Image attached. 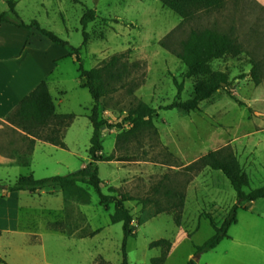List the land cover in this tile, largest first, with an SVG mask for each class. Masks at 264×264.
Here are the masks:
<instances>
[{
	"label": "rangeland",
	"instance_id": "rangeland-1",
	"mask_svg": "<svg viewBox=\"0 0 264 264\" xmlns=\"http://www.w3.org/2000/svg\"><path fill=\"white\" fill-rule=\"evenodd\" d=\"M13 1L22 20H37L43 28L80 48L86 70L122 55L120 65L112 72L119 74L125 65L126 74L121 81L110 82L125 85L100 100L101 118L110 124L121 123L141 101L155 108L171 103L178 94L174 77L184 85L180 99L185 101L197 95L212 73L227 76L228 85L203 101L198 110L190 114L177 109L159 110L155 118L158 135L145 131L123 139L113 150L122 130L105 127L103 154L108 156L113 151L119 159L114 161L125 169L119 173L111 162L101 161L99 176L105 194H111L108 188L115 186L137 198L127 203L135 218V234L127 241L128 264H150L152 258L162 254L161 247L151 248L150 243L161 238L172 243L164 264H187L191 259L197 264H264V198L254 201L248 210H238L230 238L197 255V246L215 234L237 202V194L222 171L188 167L208 152L229 146L249 177L246 189L264 185V0H223L220 10L201 11L188 20L161 0ZM88 9H94L97 17L88 25L89 40L84 44L81 18ZM3 12L15 18L8 0H0ZM17 28L30 34L18 49L19 53L25 49L24 55L15 57L12 65L22 66L21 71L32 78L35 73L46 75L43 79H47L58 112L75 117L63 129L66 148H42L41 156L30 167L6 169L0 165V183L5 185L15 184L22 175L44 178L81 169L90 161L88 150L93 135L88 115L94 99L82 86L77 55L65 57L70 47L53 43L36 29ZM205 28L237 39L242 52L212 60L210 74L186 78L187 66L177 52L193 29ZM1 31L11 43L21 41L20 32L11 27ZM15 130L11 126L1 129L0 153L13 164L29 161L30 165L33 151L28 137ZM89 191L88 203L62 197L64 194L48 196V230L42 231L48 233L50 258H56L59 264H96L98 257H103L121 264L124 224L111 222L114 204L106 209L97 190L89 187ZM182 193L186 194L182 227L168 213L138 222L157 210L169 209ZM143 199L148 201L144 204L140 201ZM98 229L95 235H88ZM59 232L80 237L57 241ZM234 237L241 243H235Z\"/></svg>",
	"mask_w": 264,
	"mask_h": 264
},
{
	"label": "trees",
	"instance_id": "trees-1",
	"mask_svg": "<svg viewBox=\"0 0 264 264\" xmlns=\"http://www.w3.org/2000/svg\"><path fill=\"white\" fill-rule=\"evenodd\" d=\"M78 3L79 0H72ZM165 6L173 9L185 20L192 19L201 11L220 10L223 7V0H161ZM11 11L15 14V18H11L8 12L0 13V24L9 23L20 28L36 29L44 36L48 37L53 43L70 47V52L66 57L77 55L79 72L81 78L84 79L83 87L89 89L94 105L88 115L93 125V135L91 138V146L89 148L90 161L87 165L79 170L70 172L66 175H54L44 178H36L33 174L20 176L15 184L5 185L0 183V189H8L10 191H31L35 192L46 187H60L66 198L75 197L83 203H88L91 198L89 187L97 190L100 196V203L109 209L111 204H114V213L111 215V222H123L125 239L123 243L124 260L121 264H128L127 258V241L128 238L135 234L133 227L134 214L127 206V202L137 200L134 196L126 192H121L115 186H109L108 191L111 194H105L102 190L103 180L99 176L98 163L101 161L111 162L116 159L113 154L108 156L103 154V132L107 127L112 129L117 127L122 130L117 135L116 148L124 139L136 137L142 132H152L158 135V129L155 124V118L158 116L159 110H174L177 109L184 114H190L200 108L203 101L210 99L219 89L228 85L227 76L222 72H211L210 62L214 59H219L227 54L237 55L242 52L237 39H233L230 35L218 32L211 28L203 30L193 29L190 36L183 41L182 49L177 52L178 58L183 60L187 66V71L184 74L186 78H190L199 74L212 73L211 79L207 84L198 90L194 98L188 100H181L180 96L184 89L183 83H178L177 77H174V82L178 88L176 98L169 104L155 108L146 102H139L136 106L131 108L128 114L124 117L121 123L110 124V122L101 118L100 115V100L110 94L123 88L125 84L120 86L111 84V80L123 79L126 74L124 71L119 74H113L117 65H120L122 55L113 56L110 61H105L98 67L86 70L83 66L80 57V48H76L66 40H63L53 31L43 28L37 20H32L30 23L25 22L18 15L13 0H8ZM97 17L94 9H88L81 18L83 26L84 44L89 40V33L87 32L88 25ZM121 81V80H120ZM74 114H59L57 112V105L51 93L47 80L41 81L31 92H29L18 104L16 109L12 111L7 120L20 128L28 135L34 138L30 140L31 148L34 150L35 139H40L45 142L52 143L66 148L63 141L64 128L69 126V123L74 119ZM125 125H129V129H125ZM29 165V161L23 164ZM191 168H196L197 171L209 167L215 170L222 171L224 175L230 180L234 190L237 194V202L229 211L228 216L224 219L220 227H216L215 234L208 239L204 244L197 246V255H201L218 246V244L225 238L229 237L228 231L230 227L237 222V213L240 208L246 209L247 204L264 198V185L254 189L247 190L249 187V177L243 170L239 158L230 149L229 146L219 148L208 152L194 162ZM144 204L148 199L140 200ZM186 204V194H180L177 203L170 206L169 209L157 210L153 215L147 218H140L139 223H144L148 219L157 216L161 213L172 214L174 221L178 226L183 223V213ZM100 229L91 232L88 235H95ZM86 235V236H88ZM2 230H0V237ZM150 247H161L162 254L158 257L152 258L150 264H164L168 252L172 247L169 239H158L150 243ZM197 259V258H196ZM0 262L8 264L0 256ZM103 264H113L103 257H98V262ZM187 264H197L194 259L189 260Z\"/></svg>",
	"mask_w": 264,
	"mask_h": 264
},
{
	"label": "crops",
	"instance_id": "crops-1",
	"mask_svg": "<svg viewBox=\"0 0 264 264\" xmlns=\"http://www.w3.org/2000/svg\"><path fill=\"white\" fill-rule=\"evenodd\" d=\"M10 27L14 32H20L16 26L9 23H1L0 31L1 29L8 30ZM28 34H30L28 31H21L19 36V40L21 41L11 43L8 37L4 38L5 35L0 33V133L2 128L11 126L16 129L15 131H18L19 135L27 136L30 143V140L34 137L28 135L7 120L8 115L16 109L19 102L41 81L47 80L43 79L46 75L41 76L35 73V76L32 78L31 75L27 76L21 71L22 66L12 65V60L15 57L24 55L25 49L21 53H19L20 50L18 49H21L25 43V37L27 38ZM35 141L30 165L13 164L11 159L6 158L1 153L0 165H3L6 169L19 166L30 167L35 162L36 157L41 156L39 155V151L42 148L53 147L58 149L60 147L40 139H35ZM115 147L116 145L113 150ZM112 153L113 151L110 154ZM111 163L117 168L119 173L125 169L118 161H111ZM52 191L55 193L52 194ZM188 192H190L189 187ZM55 195H63L60 187H46L35 192L0 189V230H2V236L0 237V256L8 264H59L56 258L54 260L53 257L50 258L46 244L48 233L42 231L43 228L48 230V215L50 209L48 196ZM253 202H249L245 210H248ZM58 235L57 241L60 238L80 237L76 233L66 235L59 232ZM228 235L229 237L227 238H230L229 231ZM233 240L235 243H241L238 237H234ZM225 253L226 255H232L229 251H225ZM0 264L4 263L0 262Z\"/></svg>",
	"mask_w": 264,
	"mask_h": 264
}]
</instances>
